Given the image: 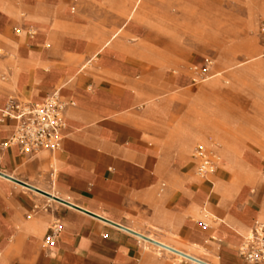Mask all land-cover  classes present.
Wrapping results in <instances>:
<instances>
[{"label":"crops","instance_id":"crops-1","mask_svg":"<svg viewBox=\"0 0 264 264\" xmlns=\"http://www.w3.org/2000/svg\"><path fill=\"white\" fill-rule=\"evenodd\" d=\"M194 1L5 5L0 110L53 91L70 104L59 150L0 153V264H251L238 248L264 221V51L254 16ZM14 127L0 113V143ZM197 145L219 157L206 177Z\"/></svg>","mask_w":264,"mask_h":264},{"label":"built area","instance_id":"built-area-1","mask_svg":"<svg viewBox=\"0 0 264 264\" xmlns=\"http://www.w3.org/2000/svg\"><path fill=\"white\" fill-rule=\"evenodd\" d=\"M14 31L19 32L20 29L14 28ZM29 33L33 34L31 29ZM261 35L264 42V20ZM205 62L211 63L209 59ZM68 104L70 102L63 100L57 91L48 94L40 102L8 98L0 113L2 118L13 119L15 127L10 137L0 143V153L8 146H16L20 153L26 155L42 150H59L65 126L64 110ZM193 155L199 176L206 177L215 171L219 157L213 150L197 145ZM262 176L264 178V167ZM60 230V223H53L45 236V242L52 243ZM238 253L248 263L264 264V221L253 223L244 235Z\"/></svg>","mask_w":264,"mask_h":264},{"label":"rangeland","instance_id":"rangeland-1","mask_svg":"<svg viewBox=\"0 0 264 264\" xmlns=\"http://www.w3.org/2000/svg\"><path fill=\"white\" fill-rule=\"evenodd\" d=\"M9 1L10 0H0V16L5 15L6 13L5 5H7ZM194 4L197 6V10L200 14H205V15L209 14L215 19L218 18L221 21L224 20L227 22L235 21L238 25L240 24L241 26L244 25V23L251 15L254 16L256 27L253 35L255 36V41L259 44V51L261 52L264 51V42L261 35V25L264 20V0H195ZM32 33L34 32L32 31ZM246 34L251 35V32L246 31ZM199 50L200 49H198L197 45L195 44L194 51L197 52ZM216 52L217 51L214 47H209L204 57L210 55L211 58H209V60L215 62L216 64L217 63ZM11 98H15V97L12 96ZM261 141H262V137H261ZM208 147L209 149L214 151L212 147L210 146ZM27 187L31 188L29 186ZM33 190L45 194L44 192H41L37 189H33Z\"/></svg>","mask_w":264,"mask_h":264},{"label":"bare ground","instance_id":"bare-ground-1","mask_svg":"<svg viewBox=\"0 0 264 264\" xmlns=\"http://www.w3.org/2000/svg\"><path fill=\"white\" fill-rule=\"evenodd\" d=\"M181 7H183V9H186V10H189V11H192V10H196V8H194L193 6H191L190 4H182ZM261 53H254V54H248L246 56V58H251V57H254V56H260ZM247 69V68H246ZM254 118V117H253ZM262 122V121H261ZM263 123V122H262Z\"/></svg>","mask_w":264,"mask_h":264},{"label":"water","instance_id":"water-1","mask_svg":"<svg viewBox=\"0 0 264 264\" xmlns=\"http://www.w3.org/2000/svg\"><path fill=\"white\" fill-rule=\"evenodd\" d=\"M1 174V173H0ZM1 175H3V176H6V175H4V174H1ZM7 177V176H6ZM10 178V177H9ZM12 179V178H11ZM12 180H14V179H12ZM28 186V185H27ZM46 195H48V196H50L49 194H47V193H45ZM53 198H55V199H57V200H59V201H61V202H63V203H65V204H68V205H70L68 202H66V201H63V200H61V199H59V198H57V197H53ZM191 258V257H190ZM194 260H196V259H194ZM197 261V260H196ZM199 262V261H198Z\"/></svg>","mask_w":264,"mask_h":264}]
</instances>
